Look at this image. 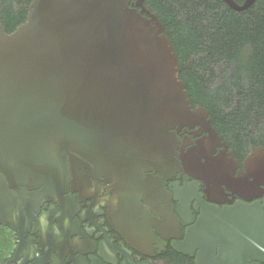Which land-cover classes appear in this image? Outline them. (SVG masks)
<instances>
[{"label":"water","instance_id":"water-1","mask_svg":"<svg viewBox=\"0 0 264 264\" xmlns=\"http://www.w3.org/2000/svg\"><path fill=\"white\" fill-rule=\"evenodd\" d=\"M244 11L255 0H223ZM145 0H33L9 33L0 20V223L28 219L64 190L68 158L125 176L174 155L175 127L200 125L179 57ZM207 140V139H206ZM251 170L264 183V152ZM133 170V169H132ZM31 219V218H29Z\"/></svg>","mask_w":264,"mask_h":264},{"label":"flooded vegetation","instance_id":"flooded-vegetation-1","mask_svg":"<svg viewBox=\"0 0 264 264\" xmlns=\"http://www.w3.org/2000/svg\"><path fill=\"white\" fill-rule=\"evenodd\" d=\"M210 113L220 138L177 126L162 163L118 177L69 157L62 192L39 202L25 187L28 219L0 223V264H264L260 129L227 138Z\"/></svg>","mask_w":264,"mask_h":264},{"label":"trees","instance_id":"trees-1","mask_svg":"<svg viewBox=\"0 0 264 264\" xmlns=\"http://www.w3.org/2000/svg\"><path fill=\"white\" fill-rule=\"evenodd\" d=\"M32 1L0 0V20L7 32L26 22ZM144 4L173 42L193 106L208 109L226 137L241 138L244 128L259 127L255 138L264 144V0H255L244 11L223 0Z\"/></svg>","mask_w":264,"mask_h":264}]
</instances>
